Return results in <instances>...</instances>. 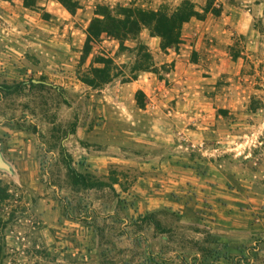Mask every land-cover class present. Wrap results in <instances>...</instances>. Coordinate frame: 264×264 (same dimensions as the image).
<instances>
[{"label": "rangeland", "instance_id": "obj_1", "mask_svg": "<svg viewBox=\"0 0 264 264\" xmlns=\"http://www.w3.org/2000/svg\"><path fill=\"white\" fill-rule=\"evenodd\" d=\"M215 1L176 47L83 62L98 4L182 0H0V264H264V0Z\"/></svg>", "mask_w": 264, "mask_h": 264}, {"label": "trees", "instance_id": "obj_2", "mask_svg": "<svg viewBox=\"0 0 264 264\" xmlns=\"http://www.w3.org/2000/svg\"><path fill=\"white\" fill-rule=\"evenodd\" d=\"M69 8L67 0H61ZM200 11L196 3L192 0H182L174 9L163 5L158 9L145 8L133 3L124 4L118 2L112 6L110 4H98L94 10V17L86 29V40L82 49L81 60L92 52L94 44L103 38L116 39L121 48H126L125 41L136 37L144 28L149 29L152 35L160 37L161 48L169 49L182 43V27L191 18H204L207 13L220 15L222 5L215 0H208ZM139 58L133 66L131 72L140 70H150L153 66L152 54L146 46L141 44L137 47ZM119 65L114 57L107 53L94 55L89 68L81 74L80 79L92 87H101L110 82L118 75ZM131 78H136L133 75ZM141 94V91H138ZM137 94V99L139 98ZM139 103L143 104L140 99ZM5 190L0 185V194ZM4 221L0 217V229L3 228ZM3 243L0 242V259L3 256Z\"/></svg>", "mask_w": 264, "mask_h": 264}, {"label": "water", "instance_id": "obj_3", "mask_svg": "<svg viewBox=\"0 0 264 264\" xmlns=\"http://www.w3.org/2000/svg\"><path fill=\"white\" fill-rule=\"evenodd\" d=\"M3 163V160H2V158H1V156H0V164H2Z\"/></svg>", "mask_w": 264, "mask_h": 264}]
</instances>
